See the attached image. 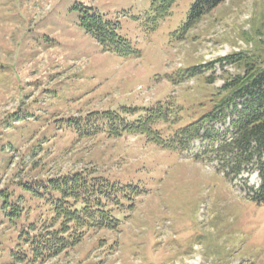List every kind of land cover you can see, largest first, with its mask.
Listing matches in <instances>:
<instances>
[{
	"label": "rangeland",
	"instance_id": "1",
	"mask_svg": "<svg viewBox=\"0 0 264 264\" xmlns=\"http://www.w3.org/2000/svg\"><path fill=\"white\" fill-rule=\"evenodd\" d=\"M155 1L0 0V264H264V206L246 194L260 182L253 166L228 181L215 155L192 159L199 142L177 154L111 137L100 121L165 101L184 108L178 126L209 113L246 63L264 67V0H225L189 29L196 0L166 15ZM85 7L134 53L87 34ZM234 54L242 60H226ZM192 67L199 74L177 82ZM178 126L156 129L168 138ZM75 175L140 193L100 201L114 229L81 228L55 214L51 188Z\"/></svg>",
	"mask_w": 264,
	"mask_h": 264
},
{
	"label": "trees",
	"instance_id": "2",
	"mask_svg": "<svg viewBox=\"0 0 264 264\" xmlns=\"http://www.w3.org/2000/svg\"><path fill=\"white\" fill-rule=\"evenodd\" d=\"M155 2L160 3L162 15H166L176 0H156ZM224 2L225 0H196L191 6L185 28L189 29ZM83 10L84 15L79 19V26L99 45L108 50L134 53L129 43L117 34L113 22L97 15L93 8ZM226 60L235 63L242 60V57L240 54H234ZM253 65V63H246L248 68L244 75L228 79L221 88L224 92L223 96H219L221 98L218 100H210L214 104L212 110L194 122L178 126L182 123L181 115L184 108L180 107L176 110L170 101L157 102L154 106L145 109L122 107V115L107 112L102 115L100 121L103 125L109 126L108 133L111 137L141 135L148 143L177 154L188 152L193 143L199 142L202 152L195 154L193 159L200 162L203 161L201 157L203 154L208 157L215 155L219 162L223 163L218 169L228 181L241 177L244 172L250 171L248 166H253L260 182L256 189H247V198L257 206H264V67L255 69ZM200 71L198 67L186 69L177 82L198 75ZM140 112L142 116L138 119L131 121L126 119ZM227 120L229 124L226 129L213 130L215 123L220 122L225 125ZM158 124L178 127L168 138H164L156 129ZM79 177L75 175L63 180L62 183H53L51 188L61 197L60 201L54 205L55 214L67 223H74L81 228L102 225V227L114 229L115 219L109 218L98 208L100 201L103 199L110 201L114 199L112 196L115 194L125 198L128 193L133 195L140 193L135 190L136 187L127 191L124 188H114L107 182H95V179H92L93 184L88 181L83 182ZM70 199L80 204L81 208H74L72 211L64 208L62 203H67ZM5 209L7 205L4 203L2 210L5 212ZM51 239L58 243L57 239Z\"/></svg>",
	"mask_w": 264,
	"mask_h": 264
}]
</instances>
